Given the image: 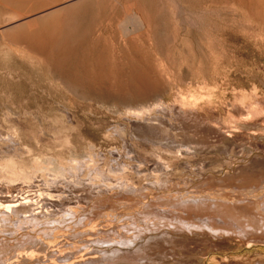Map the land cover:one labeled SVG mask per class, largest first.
<instances>
[{"label":"rangeland","instance_id":"rangeland-1","mask_svg":"<svg viewBox=\"0 0 264 264\" xmlns=\"http://www.w3.org/2000/svg\"><path fill=\"white\" fill-rule=\"evenodd\" d=\"M261 205L264 0H0V264H264Z\"/></svg>","mask_w":264,"mask_h":264},{"label":"bare ground","instance_id":"bare-ground-1","mask_svg":"<svg viewBox=\"0 0 264 264\" xmlns=\"http://www.w3.org/2000/svg\"><path fill=\"white\" fill-rule=\"evenodd\" d=\"M35 3V2H34ZM41 4V3H40ZM46 6V5H45ZM54 8L56 9L57 8V6H54ZM260 168V167H259ZM247 175V174H246ZM249 175V174H248ZM251 177V176H250ZM257 178V177H256ZM254 181V180H253ZM252 184H253V182H252ZM215 185V184H214ZM222 186V185H221ZM222 188V187H221ZM183 201V200H182ZM22 202V201H21ZM23 203V202H22ZM35 203V202H34ZM217 203V202H216ZM25 204V203H24ZM218 204L219 203H217V204H213V208L212 209H214V210H217L216 212L217 213H207L208 215V217L209 218H212V217H215V216H219V217H221V218H223L225 221H228V222H230V223H234V224H236L238 227H239V229H240V231H245L244 229H246V227L248 226V224H247V226H246V224L245 223H243V222H241L239 219H240V217L238 218L237 217V215H235V214H232L231 212H229V210L228 209H226V207H224L223 208V206H221V205H219L218 206ZM171 205V204H170ZM176 205V204H175ZM203 205H204V207H207V208H209L210 207V204L209 203H207V202H205V201H200V200H194V201H183V202H181L180 204H177L176 205V207L174 206V209L172 210V209H169V210H163V211H161L160 209L159 210H156V211H153V208H152V210L151 209H148V210H146V212L143 214V215H150V214H152V216L153 215H158L157 216V218L160 216L162 219H165V220H167L168 222H170V224L172 225V227H173V229H175L176 227L178 228V227H180L181 225L183 226H192V227H197V225H194V224H192V223H189V221H187V218H188V216H187V214H188V211L189 210H192V211H195V210H198V209H200L201 207L200 206H202V208H203ZM6 206V205H5ZM4 206V207H5ZM8 206H10V204L8 205ZM16 206V205H15ZM13 204H12V207H15ZM53 206H54V204H53ZM168 206V205H167ZM262 206V205H261ZM36 207V206H35ZM47 207V206H46ZM232 207V206H231ZM6 209H7V213L8 212H10V210H11V208L10 207H5ZM49 208V207H48ZM50 208H51V206H50ZM53 208V207H52ZM55 208H57V207H55ZM66 208V207H65ZM211 208V207H210ZM262 208H263V210H264V206H262ZM210 211H211V209H209ZM208 210V211H209ZM228 210V211H227ZM262 210V211H263ZM209 211V212H210ZM213 211V210H212ZM231 211H235V210H231ZM11 212H12V210H11ZM64 212H66L67 214V216L68 217H70L71 215H72V213H73V210H70V209H67V210H65L64 209ZM252 213H254V212H252ZM264 213V212H263ZM6 214V213H5ZM40 214V213H39ZM39 214H33V215H28V216H26V218H24V219H16L15 221H14V223H10L9 225H10V227H12L10 230H8V229H5V230H8V233H10V232H13V231H16V232H18L17 230H19L21 227H22V225H24V224H26V225H38V224H40L41 223V221H37V218H39V217H41L42 216V218L45 216V214H42L41 216L39 215ZM62 214V213H61ZM60 214V215H61ZM140 214V213H139ZM184 214H186V216H183ZM193 214H196V212L195 213H193ZM11 216H12V214H10ZM9 215V216H10ZM74 215V214H73ZM191 215V214H190ZM66 216V217H67ZM254 216V215H253ZM252 216V217H253ZM58 217V216H57ZM146 217V216H145ZM150 217V219H152L153 217H151V215L149 216ZM260 217V216H259ZM53 218V217H52ZM61 218V217H60ZM190 218V217H189ZM261 218V217H260ZM263 218H264V216H263ZM13 219V218H12ZM44 219V218H43ZM49 219V218H48ZM65 219V218H64ZM67 219V218H66ZM142 219V218H141ZM149 219V218H148ZM156 219V218H155ZM244 219V218H243ZM4 221H6L7 220V218H4L3 219ZM9 220V219H8ZM11 220V219H10ZM41 220V219H40ZM46 220V219H45ZM45 220H42V221H45ZM143 220H144V217H143ZM192 220V219H191ZM245 220V219H244ZM250 220V219H249ZM262 220V219H261ZM12 221V220H11ZM54 221H56V220H54ZM58 221V220H57ZM139 221V220H138ZM141 221V220H140ZM158 221H160V220H158ZM247 221V220H246ZM245 221V222H246ZM201 222H203V220L201 221ZM263 222H264V220H263ZM43 223V222H42ZM45 223H47L48 224V222H45ZM194 223V222H193ZM2 223H0V225H1ZM52 224V223H51ZM54 224H56V223H54ZM60 224V223H59ZM250 224V223H249ZM264 224V223H263ZM3 225V224H2ZM146 225V224H145ZM148 225V224H147ZM211 226H212V230H216V229H218V228H216L215 226H214V224H213V222L210 224ZM48 226V225H47ZM203 226H208L206 223L203 225ZM8 227V226H7ZM30 227V226H29ZM154 227V226H153ZM5 227H3V229H4ZM9 228V227H8ZM25 228V227H24ZM147 228V227H146ZM197 228H201L200 226L199 227H197ZM2 229V228H1ZM0 229V230H1ZM3 229L1 230V231H3ZM220 229H223V230H226V231H231V229L230 228H227V229H224V228H220ZM45 230H50V229H48L47 227H46V229ZM151 230V229H150ZM176 230V229H175ZM174 230V231H175ZM219 230V229H218ZM42 231H44V230H42ZM129 231V230H128ZM140 231V230H139ZM138 231V232H139ZM6 232V231H5ZM4 232V233H5ZM142 232V231H141ZM216 232V231H215ZM46 233V232H45ZM170 233V232H169ZM2 234V233H1ZM48 234V233H47ZM144 234V233H143ZM172 234V233H171ZM2 235H4V234H2ZM1 235V236H2ZM170 235V234H169ZM5 236V235H4ZM3 236V237H4ZM12 236V235H11ZM54 236V235H53ZM133 237V238H132ZM143 237V235L141 236V238ZM170 237H171V235H170ZM8 238H10V237H5L4 238V240H6V239H8ZM11 239H12V237H11ZM138 239H140V235H138V234H136V232L135 231H130V236L128 237V238H124V237H120V238H118V239H114V240H111V241H108V240H106V239H103V238H99L98 239V241H97V243H96V246H97V244H98V246L97 247H95V248H97L98 250H99V252H103L104 253V256L103 255H101V253H100V255L101 256H103L104 258H106V259H108L110 262H115V261H118L119 259H129V260H134V259H138V261L139 260H141V261H143V262H145L146 260H148V259H150L151 257L149 256L152 252L154 253V250H153V248H148V245L146 246V245H144V247H142V245L140 246V243H138ZM9 240V239H8ZM162 240H164V241H166V239L165 238H162ZM168 240V239H167ZM169 242V241H168ZM3 243V242H2ZM142 243V242H141ZM148 244H149V246L150 247H153V245L155 246V245H160V243L159 242H147ZM166 243V242H165ZM98 252V253H99ZM132 253V255L131 256H129V255H127V253ZM149 252H151L150 254H149ZM149 254V255H148ZM96 255V254H95ZM99 255V254H98ZM153 255V254H152ZM152 261V260H151ZM92 263L94 262V260H92L91 261ZM90 262V263H91ZM147 262V261H146ZM83 263H85V262H83ZM86 263H87V261H86ZM89 263V262H88ZM66 264V263H65ZM69 264V263H68Z\"/></svg>","mask_w":264,"mask_h":264}]
</instances>
